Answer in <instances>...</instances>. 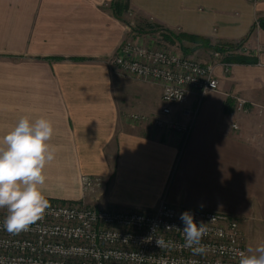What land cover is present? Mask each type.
I'll list each match as a JSON object with an SVG mask.
<instances>
[{"label":"crops","instance_id":"1","mask_svg":"<svg viewBox=\"0 0 264 264\" xmlns=\"http://www.w3.org/2000/svg\"><path fill=\"white\" fill-rule=\"evenodd\" d=\"M113 1L0 0V137L25 115L52 121L58 152L44 170L46 197L225 212L239 220L246 248L264 242V136L253 126L264 117V0H128L122 18ZM133 25L245 49L217 60L211 47L183 42L186 54L214 64L220 87L203 100L182 153L177 134L130 118L160 112L161 85L107 63ZM236 95L252 103L248 112L235 110ZM194 105L175 106L172 118L187 121ZM83 175L102 179L97 194L83 191Z\"/></svg>","mask_w":264,"mask_h":264},{"label":"built area","instance_id":"2","mask_svg":"<svg viewBox=\"0 0 264 264\" xmlns=\"http://www.w3.org/2000/svg\"><path fill=\"white\" fill-rule=\"evenodd\" d=\"M248 1L257 4L262 0ZM151 33L134 32L107 63L113 72L161 85L160 112L153 116L134 113L130 118L177 134L182 153L203 100L209 92L219 90V80L213 63L166 46L167 30L160 27ZM243 49L215 51L213 56L222 60L225 54ZM223 65L228 73L230 64ZM191 100L194 107L184 110L187 121L172 118L175 106H185ZM234 100L240 113L248 112L252 105L242 96L236 95ZM102 182L100 177H81L82 189L89 194L98 192ZM49 205L41 220L19 234L4 230L5 216H0V264H238L237 253L246 249L239 220L225 212L181 207L166 200L152 210L101 205L99 198L91 203L82 199ZM184 211L191 212L197 224L207 223L202 254L184 246L181 231L165 232V225L183 229L179 216ZM161 237L173 241L174 246L160 248L156 239Z\"/></svg>","mask_w":264,"mask_h":264},{"label":"clouds","instance_id":"3","mask_svg":"<svg viewBox=\"0 0 264 264\" xmlns=\"http://www.w3.org/2000/svg\"><path fill=\"white\" fill-rule=\"evenodd\" d=\"M54 133L50 119L32 120L25 115L0 137V209H7L2 227L10 234L28 231L50 206L44 195L47 180L44 170L58 152L57 146L50 143ZM179 219L184 225L182 230L176 225H165V232L181 231L186 248L194 254L204 253L206 246L201 241L207 234V223L197 224L189 211L182 212ZM156 243L160 248L174 246L173 241H165L163 237L156 239ZM237 256L238 264H264V242L248 246Z\"/></svg>","mask_w":264,"mask_h":264},{"label":"trees","instance_id":"4","mask_svg":"<svg viewBox=\"0 0 264 264\" xmlns=\"http://www.w3.org/2000/svg\"><path fill=\"white\" fill-rule=\"evenodd\" d=\"M111 9L113 11V14L116 17L122 18L123 14L129 10V2L128 0H114L111 4ZM260 25L264 28V19L260 20ZM165 38L169 40L170 42L179 41L182 48H183L184 41L193 42L195 44H199L205 47H211L212 49L222 52V53H225L228 49H233L237 47V45H234V44H226L222 46H211L210 42L207 41L205 38H202L199 36L187 35V34L176 35V34H173L172 32H168ZM225 59L231 62H235V63L237 62L238 63H248V62L250 63V62L255 61L253 58H249L243 55H229V56H226Z\"/></svg>","mask_w":264,"mask_h":264},{"label":"rangeland","instance_id":"5","mask_svg":"<svg viewBox=\"0 0 264 264\" xmlns=\"http://www.w3.org/2000/svg\"><path fill=\"white\" fill-rule=\"evenodd\" d=\"M157 28H159L158 26H151V27H149L148 29H146V28H144V27H142V26H140V25H133V27H132V30H133V32H135V34H138V33H144V32H154ZM152 34V33H151ZM153 35V34H152ZM152 35H151V37L150 38H152ZM135 36V35H134ZM156 38V37H155ZM163 43H165V45L166 46H169V47H174L175 49H177L178 51H181V52H185V54H186V51H187V48L186 47H181L179 44H175V43H172V42H169V41H167V40H164V42ZM188 55V54H187ZM192 55V54H191ZM116 74H118V75H123V74H121V73H119V72H115ZM255 122H257V124H253V126H255V125H257V127L259 126V127H263V129H262V131H261V135H263L264 136V117H259V116H257L256 118H255V120H254ZM260 123H262V124H260ZM82 186V185H81ZM98 192H96V194H97ZM87 196V194L85 195V197H83V198H77L76 196H72V197H70V196H68V197H59V198H55V197H46L48 200H49V202H55V203H63V204H72V203H75L76 201H80V200H82V199H85V200H87V202H94L92 199H89V198H87L86 197ZM94 198V197H93ZM95 200V199H94ZM1 211H0V216H6V214H7V209H0Z\"/></svg>","mask_w":264,"mask_h":264}]
</instances>
